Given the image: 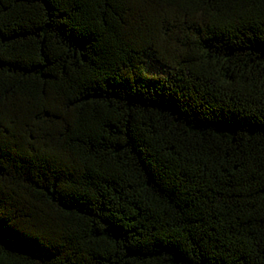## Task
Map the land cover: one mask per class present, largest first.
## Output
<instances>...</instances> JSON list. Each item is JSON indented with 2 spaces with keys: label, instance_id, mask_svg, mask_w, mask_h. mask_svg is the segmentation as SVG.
<instances>
[{
  "label": "trees",
  "instance_id": "trees-1",
  "mask_svg": "<svg viewBox=\"0 0 264 264\" xmlns=\"http://www.w3.org/2000/svg\"><path fill=\"white\" fill-rule=\"evenodd\" d=\"M0 264H264V0H0Z\"/></svg>",
  "mask_w": 264,
  "mask_h": 264
}]
</instances>
